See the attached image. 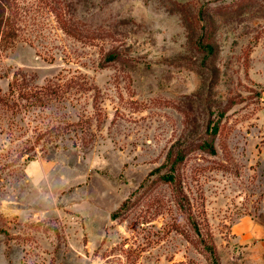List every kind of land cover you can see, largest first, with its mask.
<instances>
[{"label":"rangeland","instance_id":"obj_1","mask_svg":"<svg viewBox=\"0 0 264 264\" xmlns=\"http://www.w3.org/2000/svg\"><path fill=\"white\" fill-rule=\"evenodd\" d=\"M0 19V264H264V0Z\"/></svg>","mask_w":264,"mask_h":264},{"label":"crops","instance_id":"obj_2","mask_svg":"<svg viewBox=\"0 0 264 264\" xmlns=\"http://www.w3.org/2000/svg\"><path fill=\"white\" fill-rule=\"evenodd\" d=\"M236 226V231L243 242L250 243L252 241L255 243V240L258 239L264 248V228L258 225L255 220L241 221Z\"/></svg>","mask_w":264,"mask_h":264},{"label":"trees","instance_id":"obj_3","mask_svg":"<svg viewBox=\"0 0 264 264\" xmlns=\"http://www.w3.org/2000/svg\"><path fill=\"white\" fill-rule=\"evenodd\" d=\"M2 23H5V27L4 28H1V24ZM8 25L9 26H11V23H10V21H8L7 19L5 20V21H2L1 19H0V31H2L4 34H9V31L11 30V28H10V30H9V28H8ZM214 151V149H212V152Z\"/></svg>","mask_w":264,"mask_h":264}]
</instances>
